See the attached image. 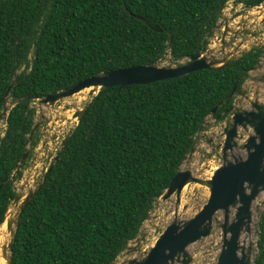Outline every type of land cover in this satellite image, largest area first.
I'll return each mask as SVG.
<instances>
[{
	"label": "trees",
	"instance_id": "trees-1",
	"mask_svg": "<svg viewBox=\"0 0 264 264\" xmlns=\"http://www.w3.org/2000/svg\"><path fill=\"white\" fill-rule=\"evenodd\" d=\"M229 1L0 0V115L11 104L0 136V225L22 177L19 161L39 141L29 135L40 96L103 71L204 51ZM261 51L216 70L100 89L21 215L13 264H111L213 108L219 121L231 110ZM259 226L255 264H264V209Z\"/></svg>",
	"mask_w": 264,
	"mask_h": 264
},
{
	"label": "water",
	"instance_id": "water-1",
	"mask_svg": "<svg viewBox=\"0 0 264 264\" xmlns=\"http://www.w3.org/2000/svg\"><path fill=\"white\" fill-rule=\"evenodd\" d=\"M259 6H262L264 10L263 4ZM225 34L221 41L220 53L207 47L204 51L200 49L177 61H170L171 63L167 65L159 64V60L156 63L103 71L64 89L40 96L38 100L42 104L53 105L87 88H92L97 93L100 89L113 85L150 83L178 77L199 69H219L237 57L235 51H227ZM263 58L264 56L249 70L248 77L237 91V95L245 99L248 105L239 102L237 95L232 93L234 96L233 106L225 116L222 125V135H225V140L216 146L218 150H221L222 163L208 178L197 176L190 168H181L184 161L191 158L195 152L194 144L180 164V169L160 195L163 200H167L173 195L176 196L175 211L178 214L173 219L170 218L171 221L158 234L149 249L138 255L120 256L123 250L111 264H194V256L189 247L210 236L218 228L222 231V242L213 264H255L260 256L257 244L261 234L259 224L264 209L263 201V209L258 213V224L253 231V204L260 195L264 196V98L261 96V87L264 84ZM248 79L254 84V88L251 90L245 86ZM10 107L9 100H6L0 115V122L9 113ZM85 107L80 109L77 116L78 121L83 115ZM215 110L216 107L209 115L212 116ZM38 126L37 122L30 132L29 140ZM69 136L70 134L66 136L61 148ZM59 152L60 150L55 154L34 189H30L26 194L21 190L16 191L11 203L17 209L12 210L11 203L6 209L0 225L5 224L9 233V237L2 246V257L6 260V264H13L12 250L21 215L43 182L44 176L53 168ZM28 154L29 147L23 153L16 172L19 171ZM9 179L10 177H7L4 182ZM190 182L206 185L210 194L201 209L193 216L181 218V193L184 186ZM187 207L185 205L184 210ZM218 212H222V220L219 219ZM231 212L234 216L233 219H231ZM149 217L150 214L147 218ZM251 231L255 238L246 244L242 235ZM142 235L141 227L136 237L131 241H137L140 244ZM130 242L125 250L129 247Z\"/></svg>",
	"mask_w": 264,
	"mask_h": 264
},
{
	"label": "rangeland",
	"instance_id": "rangeland-1",
	"mask_svg": "<svg viewBox=\"0 0 264 264\" xmlns=\"http://www.w3.org/2000/svg\"><path fill=\"white\" fill-rule=\"evenodd\" d=\"M264 7V6H263ZM218 27L210 36L209 48L215 49L220 53L222 44V37L225 34L227 51H235V56L240 55L243 51L249 50L252 46L256 47L262 43L264 39V10L262 6L254 8H246L241 0L229 1L222 10V16L219 19ZM263 27V29H261ZM249 28L258 31L257 36H250L246 33L240 34L236 43L228 42L231 40L232 32L235 29ZM231 32H229L230 30ZM239 42L243 44L240 46ZM169 56L160 60L159 64H170ZM264 60V58H263ZM248 90L254 88V84L248 79L245 82ZM96 92L87 90L80 94H74L70 97L64 98L53 105L42 104L38 101L34 103L36 112V122L39 123L38 133L40 141L35 146L31 157H27L24 166L22 167V178L16 180V191H23L26 194L30 189L36 187L37 182L44 175L46 168L45 160L48 155H55L62 146V141L74 129L78 123V113L80 109L84 108L86 104ZM261 96L264 98V84L261 87ZM239 102L248 105L245 99L237 95ZM10 100V99H8ZM10 102V101H9ZM223 122L216 121V119L208 115L204 123V129L195 135V152L191 158L184 161L181 168H190L193 172L202 178L211 176L217 166H219L223 159L221 150L216 146L224 142L225 135H222ZM4 120L0 122V136L4 133ZM207 139L210 142H207ZM210 191L206 185L190 182L187 183L181 193V218L193 216L202 205L207 201ZM259 201L253 204V223L252 230L254 231L258 224V213L263 209L264 196L260 195ZM175 203L176 196L173 195L167 200L161 197L155 201V206L150 212V217L146 218L142 226V238L140 244L137 241H131L129 247L124 250L120 256L125 254L132 256L141 254L143 251L152 246L158 234L166 227L171 221V212L175 217ZM187 209L184 210V206ZM12 210H16L13 203L10 204ZM180 211V210H179ZM178 214V213H177ZM219 219L222 220V212H218ZM232 213V218H233ZM0 234L4 236L3 242L9 237L7 228H1ZM253 233V232H252ZM222 242V231L220 228L215 229L213 233L195 243L189 249L194 256V264H213L216 261L217 255L220 251ZM136 248V249H135Z\"/></svg>",
	"mask_w": 264,
	"mask_h": 264
},
{
	"label": "flooded vegetation",
	"instance_id": "flooded-vegetation-1",
	"mask_svg": "<svg viewBox=\"0 0 264 264\" xmlns=\"http://www.w3.org/2000/svg\"><path fill=\"white\" fill-rule=\"evenodd\" d=\"M243 4H244V2H243ZM261 4H263L264 5V1L261 3ZM245 5V4H244ZM257 6H259V5H256V6H250V7H247V6H245L246 8H254V7H257ZM219 25V24H218ZM218 25H217V27H218ZM217 27L215 28V30L217 29ZM261 29H263V27H261ZM230 30V29H229ZM232 30H230L229 32H231ZM227 33V32H226ZM244 33H246V34H248V35H250V36H252V37H254V36H257L258 34H259V32L258 31H255V30H253V29H249V28H241V29H235L234 30V32H232V35H231V37H232V42L233 43H236V41L238 40V38H239V36H240V34H244ZM235 35H236V37H235ZM212 36V35H211ZM210 38V37H209ZM223 38V37H222ZM231 40H228V42H231ZM227 42V39H225V43ZM243 43L242 42H239V45L241 46ZM256 47H260L261 49H262V51H261V56H260V59H261V57L262 56H264V39L262 40V43L261 44H258ZM253 48V46L250 48V49H252ZM249 49V50H250ZM246 51H248V50H246ZM243 52H245V51H243ZM242 52V53H243ZM241 53V54H242ZM240 54V55H241ZM235 96L237 95V92H235V94H234ZM216 119V118H215ZM224 120V119H223ZM216 121H219V120H217L216 119ZM219 122H223V121H219ZM37 122H35V124H36ZM35 126V125H34ZM39 128V126L35 129V131H34V133L35 132H37V134H38V137H39V133H38V129ZM204 129V128H203ZM33 133V134H34ZM65 139V138H64ZM39 141H40V138H39ZM39 141H38V143H39ZM64 141V140H63ZM62 141V142H63ZM207 142L209 143L210 142V140L209 139H207ZM37 143V144H38ZM37 144L35 145V146H37ZM35 148V147H34ZM32 153H33V151H32ZM32 155V154H31ZM55 155H48V158L45 160V163H46V168H48L49 167V165H50V163H51V161H52V159H53V157H54ZM27 157H29V155L27 156ZM31 157V156H30ZM27 159V158H26ZM26 159L23 161L24 163H25V161H26ZM22 178V177H21ZM20 178V179H21Z\"/></svg>",
	"mask_w": 264,
	"mask_h": 264
},
{
	"label": "bare ground",
	"instance_id": "bare-ground-1",
	"mask_svg": "<svg viewBox=\"0 0 264 264\" xmlns=\"http://www.w3.org/2000/svg\"><path fill=\"white\" fill-rule=\"evenodd\" d=\"M87 90H89V91H91L92 90V88H87V89H84V90H82L81 92H84V91H87ZM81 92H79V93H77V94H80ZM258 200L257 201H259V199L260 198H257ZM257 201H255V202H257ZM173 211L171 212V219H173L172 217H173ZM177 213L178 212H176L175 211V215H177ZM234 218V217H233ZM232 218V212H231V219H233ZM4 227H5V224H3V226L1 227V228H3L4 229ZM3 238H4V236L2 235V234H0V264H6V260L2 257V246H3ZM255 237H254V235H253V233H252V231L250 232V233H245V234H243L242 235V239L245 241V243L246 244H248L250 241H252L253 239H254Z\"/></svg>",
	"mask_w": 264,
	"mask_h": 264
},
{
	"label": "clouds",
	"instance_id": "clouds-1",
	"mask_svg": "<svg viewBox=\"0 0 264 264\" xmlns=\"http://www.w3.org/2000/svg\"><path fill=\"white\" fill-rule=\"evenodd\" d=\"M3 121V120H2Z\"/></svg>",
	"mask_w": 264,
	"mask_h": 264
}]
</instances>
